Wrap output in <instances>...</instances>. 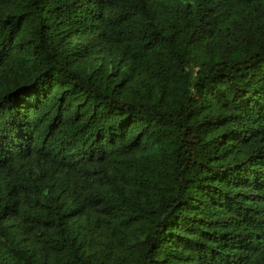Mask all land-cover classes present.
Returning <instances> with one entry per match:
<instances>
[{
    "label": "trees",
    "instance_id": "obj_1",
    "mask_svg": "<svg viewBox=\"0 0 264 264\" xmlns=\"http://www.w3.org/2000/svg\"><path fill=\"white\" fill-rule=\"evenodd\" d=\"M0 264H264V0H0Z\"/></svg>",
    "mask_w": 264,
    "mask_h": 264
}]
</instances>
